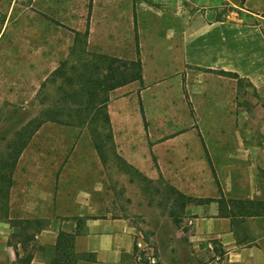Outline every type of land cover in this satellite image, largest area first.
I'll return each mask as SVG.
<instances>
[{
  "label": "rangeland",
  "instance_id": "1",
  "mask_svg": "<svg viewBox=\"0 0 264 264\" xmlns=\"http://www.w3.org/2000/svg\"><path fill=\"white\" fill-rule=\"evenodd\" d=\"M141 1L157 8L164 4L0 0V264L17 263L14 252L20 248L22 255L25 241L33 255L48 260L51 247L41 238H48L53 220L101 217L132 221L142 264L148 256L157 264H225L222 252L193 239L188 207L195 203L184 204L177 192L216 202L250 194L264 200V108L245 90L246 82L243 96L230 91L227 111L210 108L196 93L191 110L197 137L191 155L184 156L190 163L177 161L181 169L157 170L156 154L149 155L150 170L137 169L145 161L146 147L158 136L172 134L190 112L172 87L164 89L172 78L153 79L137 98L133 92L138 80L109 91L108 100L117 105L115 125L108 131L98 113L103 93L93 89L91 80L104 75L99 56H132L130 4ZM242 2L228 0V11L237 12ZM180 4L181 12L192 13L195 8L215 9L220 0ZM141 19L144 33L151 26L159 34L165 22L160 15ZM210 109L218 120L227 112L244 119L212 122ZM123 143L134 163L119 154Z\"/></svg>",
  "mask_w": 264,
  "mask_h": 264
},
{
  "label": "crops",
  "instance_id": "2",
  "mask_svg": "<svg viewBox=\"0 0 264 264\" xmlns=\"http://www.w3.org/2000/svg\"><path fill=\"white\" fill-rule=\"evenodd\" d=\"M162 2L164 4L159 8L144 1L135 7L130 4L133 54L123 59L135 60L137 56L140 59L142 82L138 81V86H134L136 98L142 96L141 93L148 89L153 79L159 76L161 79L172 78V82H164V89L172 87L180 105L186 106L187 112H190L179 119L180 125L172 134L158 136L157 142L146 147L145 161L137 167L140 170L151 169L150 154H156V169L161 171L177 169V161L190 163V158L187 160L184 156L191 155L190 148L195 147L197 137V120L191 110L196 104V93L204 98L207 106H219L223 111L232 105L230 91L237 96L245 93L242 83L237 86L236 79L220 71L236 73L243 83H248L249 87L244 89L250 91L258 106L264 108V0H243L237 12L228 11V0H220L215 9L195 8L192 13L181 12L180 0ZM144 15H160L165 20L164 26H159V34H155L151 26L149 33H144L140 26ZM111 56L122 59L121 52ZM202 78L205 79L203 84L197 82ZM131 84L126 83L113 90ZM109 100L107 112L113 128L112 113L117 101L111 103L112 100ZM237 100L240 101V98ZM227 113H222L218 120L214 109L208 110L212 122L244 119V116L235 117ZM125 116L122 115L121 119ZM183 122H187V125H183ZM119 146V154L134 163L135 160L125 148L126 143ZM201 147L208 161L209 151L202 140ZM181 168L178 166V169ZM248 196L242 199H259L252 197V194ZM220 212V205L216 201L190 205L188 213L193 215L190 219L193 239H202L207 247L212 246L210 249L222 252L225 264H264V215H236L233 218L226 215L228 209H223V214ZM60 230L75 233L73 250L76 254L90 255L89 259H79L76 264H139L135 250V228L128 218H86L67 223L53 220L48 224V238L42 237L41 240L51 247ZM19 249L16 252L19 253ZM49 258V253L48 260L34 254L29 264H49Z\"/></svg>",
  "mask_w": 264,
  "mask_h": 264
},
{
  "label": "trees",
  "instance_id": "3",
  "mask_svg": "<svg viewBox=\"0 0 264 264\" xmlns=\"http://www.w3.org/2000/svg\"><path fill=\"white\" fill-rule=\"evenodd\" d=\"M90 7L91 6H89V9ZM88 31H89V24L86 25L84 31L85 35H87ZM137 54H138V50H137ZM98 58H100L102 62L105 64L104 75H102L101 78L97 76L96 79L93 77L94 80H91V82L93 83V89L95 91L98 90L103 93V96L101 97L98 103L100 108L98 113H100L103 116V122L107 125V129L110 132L111 125H110L109 115L107 112V102H108L107 93L131 81H135V80L142 81L141 64L138 56L135 60H124L121 58L107 56V55H101ZM219 73L236 79L237 86H240L242 83V78H239L236 73L224 72V71H220ZM88 107L89 106H87L86 108ZM74 121L75 120L70 118V122L74 123ZM208 161H210L209 157H208ZM177 194L180 198L185 199L184 204L186 202L201 204L212 201L211 198H192L189 196H185L181 192H177ZM217 202L220 205V211H221L220 213L223 214V209L224 211L228 209L227 212L228 214L226 215L229 217L234 218L236 215H240L242 217L264 215V200L262 199L223 200L219 198ZM74 236L75 233L67 232L65 230H60L58 232L55 242L51 246V254L48 262L49 264H76V262L79 259L90 258L89 257L90 255L89 256L78 255L74 252L73 250ZM25 242H22L21 244L23 254L19 256V253L16 252V259L19 264H29L31 259L33 258V252L27 249V245L25 244Z\"/></svg>",
  "mask_w": 264,
  "mask_h": 264
},
{
  "label": "built area",
  "instance_id": "4",
  "mask_svg": "<svg viewBox=\"0 0 264 264\" xmlns=\"http://www.w3.org/2000/svg\"><path fill=\"white\" fill-rule=\"evenodd\" d=\"M136 259H137V262L139 264H142V257H141V255L137 254ZM145 262H146V264H157L156 259L154 257H152V256H148L146 258Z\"/></svg>",
  "mask_w": 264,
  "mask_h": 264
}]
</instances>
